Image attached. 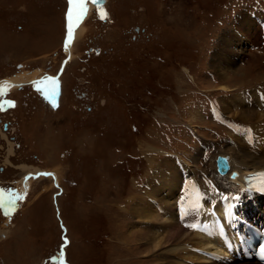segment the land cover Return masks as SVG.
Here are the masks:
<instances>
[{
  "label": "rangeland",
  "instance_id": "374dc122",
  "mask_svg": "<svg viewBox=\"0 0 264 264\" xmlns=\"http://www.w3.org/2000/svg\"><path fill=\"white\" fill-rule=\"evenodd\" d=\"M63 3L0 0V81L19 76L30 82L41 69L57 71L65 53ZM106 7V23L87 14L77 44L69 43L73 56L63 64L56 112L41 110L28 83L24 94L11 93L19 108L2 118L13 119L10 134L17 140L10 142L19 146L9 152L8 135L0 130V181L10 180V194H19L20 202L17 180L25 170H44L47 177L24 181L25 200L7 220L6 237L0 236V264H61L63 258L68 264L212 263L200 252L197 258L161 247L144 255L130 208L153 178L166 185L158 204L173 208L181 178L204 168L208 177L217 152L233 142L245 147L237 133L259 120L240 121L232 114L240 107L226 106L240 90L264 91V45L236 58L239 73L226 80L214 57L239 15L264 12V0H108ZM257 109L264 112V105ZM199 220L207 222L203 214ZM160 229L153 224L152 234L161 237ZM190 231L186 247L197 239ZM215 247L222 254L221 245Z\"/></svg>",
  "mask_w": 264,
  "mask_h": 264
},
{
  "label": "bare ground",
  "instance_id": "6f19581e",
  "mask_svg": "<svg viewBox=\"0 0 264 264\" xmlns=\"http://www.w3.org/2000/svg\"><path fill=\"white\" fill-rule=\"evenodd\" d=\"M254 15L264 19L263 14L255 13ZM254 15H248L247 13H243L242 15L240 14L236 19V23L233 27L234 29L227 30V32L222 37H220L222 38V40L221 42H219V47L217 48L216 56L214 57V59L216 62L219 77H221L222 79L224 78L223 80L229 78L228 74L230 72V74L232 75H236L237 73H239L240 68L235 66L236 58H246L248 53L251 52L250 50H259L261 49V46L264 45V29L260 28L259 21ZM80 33L81 32H78L77 36ZM235 43L239 46V51L238 48H236ZM67 49V54L70 58L71 51L69 45ZM260 52L264 54V50H260ZM60 82L62 94L63 83L61 81V77ZM228 88V85L220 84L221 90H227ZM232 96L233 98L229 99V103L227 104L228 106H226V108L232 110L233 107H240L239 114L236 112H232L233 117H235L236 115V118H239L240 121L247 122H249L248 120H254L253 122L259 120L256 123L257 127L256 124H254V127L251 131H245L246 134L242 133L239 135V138L250 137L249 139L253 141L254 144L247 142L245 147H243L241 144L238 145V149H236L234 147V144L236 142H233L232 145H225L226 149L224 151L217 152V154H227V156L229 157L228 163L230 164L229 171L232 169L237 171V180H239L240 174L242 180V175L246 172L264 168V145L261 144L258 140L259 136L263 133L262 131H264V112H261V110L259 111L257 109V107H259L260 105H264V94L259 93V91L255 90L252 92H244L240 90L239 93H236ZM221 103L224 104V100H221ZM58 106L59 103L54 109L56 110ZM197 160L198 158H196V162ZM211 164L209 166L207 165V173L209 176H211V179L214 180L212 181L214 187H216V191L215 193H213L210 199H200L199 206L197 207H190V204L193 200L191 195L182 197V199H184L183 203H180V201L176 202L177 210L175 209V204L173 208L166 202H163V204H158V198L161 196L163 190L166 189V185H156L155 181L153 180L154 178L149 181V186L147 187L146 192L133 202L130 208V214L134 218V222H132L133 227L138 226V230H133L136 231V239L137 237H139V239H137V244L142 246L144 255H148L154 252L155 249H159L160 247L165 249V253H171L178 250L187 253H194L192 255H197V258H200L201 256L197 253V251L194 250V248L202 250V252H207L209 251L208 249H215L214 251L217 252L215 244H221L219 238L215 233L214 218L215 215H218L217 213H215V209H217L218 206L223 209L221 212H219L220 216L218 215L220 219H222V215L224 216V214H227L229 211H231V209L233 208V203H230L229 199L231 198L228 196V194H230L232 190L240 193L243 198L239 200L242 202V206L245 208L244 210L249 211L247 205H250L252 208H256L259 206V199L256 196L252 195L251 198H245L247 197V195H244L245 190L238 189L229 182V171H227L223 176H219L214 171V163L213 166ZM37 169L34 170L37 171ZM12 196L13 197H10V199H15L14 201H17L16 198L19 196V194H13ZM236 203L239 205V207L241 206L239 202ZM210 208H213V211H209L211 210ZM200 214H203L204 219L207 220V226L205 230H192L191 232H194L193 236L197 237V239L196 241L193 240V242H190L192 244L191 247H186L187 242L184 241L186 240L185 232L187 228H185L182 224L184 223L187 215L196 218L199 217ZM177 215H180L181 219H178ZM157 223H160L161 225V237L159 235L152 234L156 233V231L153 230V224ZM199 224L201 223L199 222ZM193 236L192 238H190L191 241L192 239H194ZM132 237H134V235H132ZM209 262H212L211 264L214 263L213 261ZM221 263L227 264L225 262ZM230 264L258 263L254 260H243L238 263L230 262Z\"/></svg>",
  "mask_w": 264,
  "mask_h": 264
},
{
  "label": "flooded vegetation",
  "instance_id": "af4514ba",
  "mask_svg": "<svg viewBox=\"0 0 264 264\" xmlns=\"http://www.w3.org/2000/svg\"><path fill=\"white\" fill-rule=\"evenodd\" d=\"M63 1H64V3H63L64 6L62 8V14H63L64 7H68L70 5L69 0H63ZM79 1L81 3V6L83 8H85L86 13L82 14V12H79L82 22L73 30L72 39L69 40V43L72 42L71 43L72 45L77 44L78 39L81 37V36H77V31L80 29H83V28L85 29V27H86V20H87L86 15L87 14L93 13L95 20L100 21L98 23H104V22L106 23L108 21V19L110 18V16L108 17V15H107L108 10L106 7V3L108 0H74V4H75L74 6L76 8H78V10L80 8L78 6ZM72 5H73V3H72ZM62 22H63V17H62ZM135 30H136V28H135ZM81 35H83V33ZM72 56H73V54L70 52V58ZM20 66L21 65L17 64V65H15V68H19ZM54 74H55V72L54 71L51 72L50 69H47V68L41 69V70H39L38 75H36L37 77H35L34 79H31L30 81L35 80L36 78H40L39 82L42 85L39 88L27 85L29 88V89L28 88L27 89L29 91H33V92H35L36 95H38L39 102L42 105L41 110L46 112L47 114H48V112H56L59 109V106L56 110L54 109V106L53 107L48 106L49 105L48 104L49 94H50V91L52 90L53 84H54L51 81V78H48V76H52ZM10 79H12L11 81L13 83L18 84V82H21V84L15 85V86L13 85L12 87H10V85H8L7 89L0 94V130L2 129L1 132L7 133V135H8V138H9V142H8L9 149L8 150H9V152H11V149L13 150V148L11 146L18 147L19 143L18 144L15 143V145H12V143H11L12 141L17 140L16 134H14V133H13V135H12V133L10 134V132H12L11 123H13V121H12L13 119L10 120V118L9 119L2 118V115L18 110L19 100L15 97L11 96V93L12 92L13 93L18 92V93H20V95L24 94L25 86H26L27 81H28L27 79L24 80V78H21L19 76H16V77H13ZM34 84L37 85L36 83H34ZM0 85H1V83H0ZM20 95H19V97H20ZM52 110H54V111H52ZM33 114H34V112H33ZM34 121H36V119H34ZM1 135L5 136V134H3V133H1ZM3 148L5 149V147H3ZM5 153H6V149H5ZM8 157H9V154H8ZM9 164H10V161H9ZM34 168H36V167L33 166V170H34ZM3 169H4V167L0 166V173L3 172ZM25 171H27V170H25ZM8 181H10V180H8ZM8 181H0V236L2 238H5L6 234H7V232H6L8 230V228H7L8 227V223H7L8 221L7 220L8 219L10 220L12 218L11 214H14L17 211L18 205H19L18 201H15V203L11 206V203L14 200L9 198L10 199V202H9L8 200L4 199V198H6V193H7V197H9V195H10L9 191H10V188L12 185ZM1 222H2V225H1ZM4 232H5V234H4Z\"/></svg>",
  "mask_w": 264,
  "mask_h": 264
},
{
  "label": "water",
  "instance_id": "95a60500",
  "mask_svg": "<svg viewBox=\"0 0 264 264\" xmlns=\"http://www.w3.org/2000/svg\"><path fill=\"white\" fill-rule=\"evenodd\" d=\"M77 18H78V12L75 14V19L68 22V30H67V33L65 35V40H69L71 38L72 30L74 29V25L76 24ZM69 32L71 33V35H69ZM64 46L67 49L68 46H66V45H64ZM214 159H215V164H216V171L219 174H224L226 172V170L228 169L229 157L227 155H220L219 154L218 156L214 157ZM235 175H236L235 171H231L230 178H232V181H234Z\"/></svg>",
  "mask_w": 264,
  "mask_h": 264
},
{
  "label": "snow or ice",
  "instance_id": "6c2138e0",
  "mask_svg": "<svg viewBox=\"0 0 264 264\" xmlns=\"http://www.w3.org/2000/svg\"><path fill=\"white\" fill-rule=\"evenodd\" d=\"M74 2V0H69V4L71 5L72 3ZM68 18H69V21H71V18H72V11H71V8L69 9V12H68ZM69 35H71V33L69 32ZM195 226V225H193Z\"/></svg>",
  "mask_w": 264,
  "mask_h": 264
}]
</instances>
